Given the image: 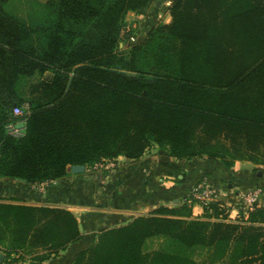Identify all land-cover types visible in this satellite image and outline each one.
<instances>
[{"label":"trees","instance_id":"16d2710c","mask_svg":"<svg viewBox=\"0 0 264 264\" xmlns=\"http://www.w3.org/2000/svg\"><path fill=\"white\" fill-rule=\"evenodd\" d=\"M153 1L45 0L30 26L0 0V178L49 184L70 167L139 159L155 146L178 160L264 166V0H175L170 23L122 48L136 32L123 34L128 15ZM33 78L24 97L21 83ZM16 107L27 110L21 138L7 129ZM193 207L189 199L104 230L70 264H205L145 253L153 238L207 248L212 264H264V207L244 222L219 203L203 217ZM80 238L68 210L0 202L8 257L58 255Z\"/></svg>","mask_w":264,"mask_h":264},{"label":"crops","instance_id":"0c3cea01","mask_svg":"<svg viewBox=\"0 0 264 264\" xmlns=\"http://www.w3.org/2000/svg\"><path fill=\"white\" fill-rule=\"evenodd\" d=\"M174 1L154 0L142 12L128 15V26L134 21L141 23L142 16L147 15L135 32L139 42L144 41L149 31L158 24L171 22L169 11ZM44 2L22 0V4L15 6L14 10H9L7 5V10L28 25L37 26L41 20L36 19L35 10L42 9ZM149 23L151 27H148ZM125 42L130 46L134 44L128 40ZM123 46L124 43L121 44ZM155 149L158 147L150 148L139 159L120 157L118 168L105 175L98 172L92 174L88 168L75 174L70 167L67 177L49 184L30 185L22 179L0 178V202L68 210L83 226L81 238L58 255L50 256L43 250L23 252L18 255L22 258L15 259L16 262L70 264L77 254L96 242L97 235L102 231L126 225L145 211L182 205L190 199L192 188L204 178L222 191L223 201L231 211L242 202L243 193L252 188L263 191L261 207L264 206V170L262 175L261 172L256 174L254 166L244 162L227 168L221 161L207 158L178 160L162 149L166 153L157 154ZM204 214L202 206L193 207L194 217H203ZM5 250L0 246V254ZM43 256L47 258L42 260Z\"/></svg>","mask_w":264,"mask_h":264},{"label":"built area","instance_id":"2783aa9c","mask_svg":"<svg viewBox=\"0 0 264 264\" xmlns=\"http://www.w3.org/2000/svg\"><path fill=\"white\" fill-rule=\"evenodd\" d=\"M128 30L129 26L126 27L123 34L125 35L129 31H131ZM128 41L132 43L138 42L135 35L131 36ZM14 115L16 117H20V120L15 124L8 125V134L15 138H21L25 135L27 110L25 107H16L14 109ZM20 124H24V127H20ZM116 164V161L105 159L91 167V169L93 171L95 170V172L104 170L114 171L117 169L119 163L117 164V166ZM262 195L263 191L260 188H252L243 193L242 202L238 205V207L233 211H228V213L230 214L229 220L233 222H242L243 219L246 220L251 210L261 207ZM190 200L191 202H193L194 206H202L204 211L207 209L210 210V206L212 203H219L221 207L229 208L223 201L222 191L217 188L212 182H210L208 178L202 179L192 188ZM234 212H236L235 215ZM2 253L5 255V258L0 264H18V262H16L15 260L19 258L18 255H12L8 257L4 252Z\"/></svg>","mask_w":264,"mask_h":264},{"label":"rangeland","instance_id":"374dc122","mask_svg":"<svg viewBox=\"0 0 264 264\" xmlns=\"http://www.w3.org/2000/svg\"><path fill=\"white\" fill-rule=\"evenodd\" d=\"M22 4V0H10V3L8 4V8L9 10H14L15 9V6L17 5H21ZM38 8V7H37ZM170 13V11H169ZM35 16H36V19H40L42 20L43 19V11L42 9H36L35 10ZM145 16L147 15H144L142 17V20H141V23H144L145 21H143V19L145 20ZM140 21L139 22H133L130 23L132 24L131 26L129 25V30L131 29H135V31H138V28H139V24H141ZM148 27H151V23H149V26ZM128 30V31H129ZM127 32V30H126ZM130 32V31H129ZM139 42V41H138ZM137 42V43H138ZM124 43V46L123 48L124 49H127L129 47H131L128 42H125L123 41ZM132 43V42H131ZM128 46V47H127ZM127 47V48H126ZM37 79L36 78H33V79H28V80H24L22 83H21V86H20V91L22 92V95L24 97L26 92H27V89H28V86L30 83L32 82H35ZM154 152H157V154H161V153H166V152H163L160 148L158 149H155ZM168 153V152H167ZM123 157V156H122ZM125 158V157H124ZM119 158H116V159H108V160H111V161H116V163L118 164L119 163ZM238 162H244V163H249L251 165L254 166V172L257 174L258 172H261L264 170V166H256L250 162H246V161H238ZM237 163V162H236ZM116 164V166H117ZM119 166V165H118ZM87 168V167H86ZM118 168V167H117ZM249 168H252L251 166H249ZM90 173L94 174L95 170L93 171L91 169V167L88 168ZM111 172L113 171H109V170H104V171H99L98 173L100 175H105V174H110ZM97 173V171L95 172ZM91 174V176H93ZM174 206H170V207H167V208H173ZM264 207V206H263ZM161 208V207H160ZM159 209V208H158ZM157 210V209H156ZM155 210L153 211H145L143 213H141V215H149L151 213H153ZM228 214V218L230 219L229 217V213L227 212ZM140 215V214H139ZM235 215V214H234ZM244 220V219H243ZM242 220V221H243ZM244 222V221H243ZM110 229V228H109ZM100 234V233H99ZM99 234L97 235L96 237V240L98 239V236ZM155 251H163V252H166V253H170V254H175V255H179V256H183V257H187V258H191L199 263H205V264H212L210 262V258H209V255H210V250L207 249V248H204V247H196V248H187L185 246H182L181 244L173 241V240H170V239H165V238H153V239H150V240H147V242L145 243V246H144V252L145 253H153Z\"/></svg>","mask_w":264,"mask_h":264},{"label":"water","instance_id":"95a60500","mask_svg":"<svg viewBox=\"0 0 264 264\" xmlns=\"http://www.w3.org/2000/svg\"><path fill=\"white\" fill-rule=\"evenodd\" d=\"M50 77L51 76H49V78ZM19 126L20 127H24V124H20ZM85 170H86V167L83 166V165L73 166V172L75 174L83 173ZM260 175H262V172L260 173ZM79 229H80L81 232H83V226L82 225H79ZM4 258H5V255L4 254H0V263L3 262Z\"/></svg>","mask_w":264,"mask_h":264}]
</instances>
